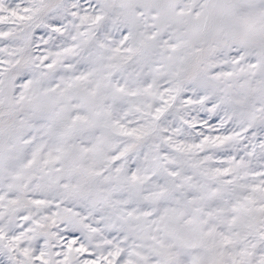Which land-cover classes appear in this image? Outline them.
<instances>
[{
    "label": "snow or ice",
    "instance_id": "6c2138e0",
    "mask_svg": "<svg viewBox=\"0 0 264 264\" xmlns=\"http://www.w3.org/2000/svg\"><path fill=\"white\" fill-rule=\"evenodd\" d=\"M0 264H264V0H0Z\"/></svg>",
    "mask_w": 264,
    "mask_h": 264
}]
</instances>
